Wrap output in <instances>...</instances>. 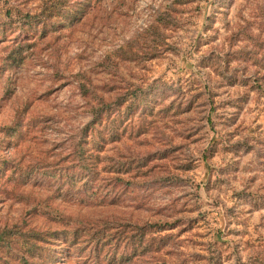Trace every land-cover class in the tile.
Instances as JSON below:
<instances>
[{
  "label": "rangeland",
  "instance_id": "obj_1",
  "mask_svg": "<svg viewBox=\"0 0 264 264\" xmlns=\"http://www.w3.org/2000/svg\"><path fill=\"white\" fill-rule=\"evenodd\" d=\"M16 227L77 231L58 264H264V0H0Z\"/></svg>",
  "mask_w": 264,
  "mask_h": 264
},
{
  "label": "trees",
  "instance_id": "obj_2",
  "mask_svg": "<svg viewBox=\"0 0 264 264\" xmlns=\"http://www.w3.org/2000/svg\"><path fill=\"white\" fill-rule=\"evenodd\" d=\"M94 126H99L97 134L91 136L89 143H86L82 147L83 151L80 154L78 162L81 164L80 166L84 168L87 167V165L83 163L85 161L83 159V152L86 151V146L92 143V147H99L101 146V142L105 140L103 113H98L96 115ZM94 126L93 128H95ZM116 134H118V132ZM85 158H87L85 161L87 164L92 160L88 158V156ZM81 159H83V162ZM95 160H99V156H97ZM91 165L93 168L96 167V162L94 161ZM140 230H143V228ZM144 236L145 234L143 232L140 238L142 239ZM58 245L61 247H56ZM78 245L79 237L77 231H37L35 229H29L23 232L22 229L16 227V229L5 230L0 233V252L5 254V256L0 255V264H58L62 261H54L56 258H62L63 255L68 253L71 254L76 248L80 249L81 247H78ZM103 249L104 245H101V250ZM102 259L103 255L97 253L95 258L92 257L91 262L103 264Z\"/></svg>",
  "mask_w": 264,
  "mask_h": 264
}]
</instances>
